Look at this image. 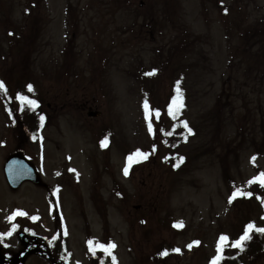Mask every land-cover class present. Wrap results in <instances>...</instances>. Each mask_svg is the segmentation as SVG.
Wrapping results in <instances>:
<instances>
[{
	"label": "rangeland",
	"instance_id": "374dc122",
	"mask_svg": "<svg viewBox=\"0 0 264 264\" xmlns=\"http://www.w3.org/2000/svg\"><path fill=\"white\" fill-rule=\"evenodd\" d=\"M263 18L264 0H0V79L46 115L29 143L26 113L9 121L0 99V231L19 210L49 237L47 192L58 189L70 264H92L87 235L114 244L118 264H210L221 235L229 237L222 251L240 256L243 248L231 244L244 226L264 228V187L248 183L264 172V64L248 68L233 54ZM177 86L183 108L174 124L186 121L191 132L180 130L183 159L172 172L143 105L163 117ZM89 109L100 116L88 119ZM106 133L104 151L98 140ZM137 150L147 158L125 175ZM17 151L45 188L9 190L2 167ZM260 233L262 248L243 252L241 263L264 264ZM8 238L13 252L18 237ZM159 250L167 255L152 259Z\"/></svg>",
	"mask_w": 264,
	"mask_h": 264
},
{
	"label": "snow or ice",
	"instance_id": "6c2138e0",
	"mask_svg": "<svg viewBox=\"0 0 264 264\" xmlns=\"http://www.w3.org/2000/svg\"><path fill=\"white\" fill-rule=\"evenodd\" d=\"M155 74V70H153V72L151 73H146V75H153ZM28 91L32 92L33 91V87L32 85H28ZM0 91H2L5 95H7V88L4 84L3 81H0ZM176 92L177 95L172 99L171 104L168 107V115L171 116L174 120L177 118V115L179 114V112L181 111V109L183 108V98L182 95L180 94V88L179 86H177L176 88ZM16 99L19 101L20 104V110L23 111L25 107H28L29 109L34 110L36 107H38V102L34 99L29 98L26 95L23 94H18L16 96ZM144 110H145V119L148 120V129L149 132H153V125H152V115L153 113L155 114V116L158 118L160 116V111L158 109H151L147 100H145L144 102ZM40 121H41V126L43 125V121H44V117L40 116ZM183 127L185 129L188 130V132H191V129L188 128L187 122H183ZM166 135H172V132H167ZM106 139L105 141H102L101 144L102 146H105L106 143ZM147 153H143L139 150H137L135 153H133L132 155H130L127 158V166L124 169V174L128 175V169L129 167H131V165L133 163H138L140 162L141 159H146L147 158ZM181 160L183 159L182 157L180 158ZM255 161V157H253V162ZM178 166V165H177ZM249 184L252 183H259L261 185V187H264V172L260 173L258 176L254 177L253 180L248 182ZM58 191V189H57ZM239 191V190H238ZM242 195H247V196H251L252 193H240ZM237 195L236 192H234L232 194V197H230V202L231 199L235 198V196ZM261 203H264V199L261 200ZM27 213L23 212V211H16L14 212L11 216H9L7 219L11 222L12 220L15 219L16 216H26ZM32 219H36V217H32ZM179 226V225H177ZM17 225L13 224V228L12 230L14 231L16 229ZM255 229L258 232L264 233V228H256L254 224H248L246 226V230L244 232V234L236 241H233L231 246L232 247H240L241 249L243 248V241L250 239V235H249V231ZM12 233L11 231L6 233V234H0V239L3 238L4 235H8L10 236ZM66 234V233H65ZM55 239V237H54ZM229 240V237L226 235H221L220 240H219V244H218V253L222 252L223 247H225L227 245V242ZM199 243V242H196ZM88 245H89V250L95 255V253L97 251L103 252L106 255H111L112 254V249L115 248V245L112 243H101L99 241H93V240H89L88 241ZM176 251H179L178 249H176ZM162 255H167V252L165 251L164 253H162ZM113 259V264H115V257H112ZM222 259L221 255H217L211 262V264H219V261ZM103 264V262H102Z\"/></svg>",
	"mask_w": 264,
	"mask_h": 264
},
{
	"label": "trees",
	"instance_id": "16d2710c",
	"mask_svg": "<svg viewBox=\"0 0 264 264\" xmlns=\"http://www.w3.org/2000/svg\"><path fill=\"white\" fill-rule=\"evenodd\" d=\"M252 30L253 31H251V33L247 31L249 32V34L246 35L247 40H251V43L248 44L245 42V47L240 46L238 50L241 51V54L238 56L233 54V60L238 58L240 59L239 63H241L242 65L248 68L255 69L259 68L260 65L264 64V21L261 22L259 26L254 27V29ZM243 40L244 39L242 38V42ZM0 98L2 99L1 96ZM6 100L9 101L10 98L7 97ZM24 113H26L27 122L30 121V125L28 124L29 128L34 131L37 127L36 117L40 114V110L38 108L32 110L27 107ZM160 126L161 128L159 127L158 133L155 134L156 138L159 136L160 138H158L163 141V145L165 144V146L167 147V153L173 154L175 158L178 159L176 148L180 145L179 143L182 142L183 135L181 134L180 130L181 128H183V126L176 124L174 125V127L171 126L168 129H165L163 124H161ZM162 132L163 134H160ZM167 132H172V135H166ZM260 132L264 139V125L261 127ZM261 205L264 209V204L262 203ZM250 237V239L244 242V249L249 250V252H251L256 248H262V246H260L259 237L254 231H251Z\"/></svg>",
	"mask_w": 264,
	"mask_h": 264
},
{
	"label": "flooded vegetation",
	"instance_id": "af4514ba",
	"mask_svg": "<svg viewBox=\"0 0 264 264\" xmlns=\"http://www.w3.org/2000/svg\"><path fill=\"white\" fill-rule=\"evenodd\" d=\"M24 229L29 237V243L33 253L28 255L27 251L24 250L18 235L19 245L13 252L10 247H6V251H2V248L0 247V254L5 259V264H26L27 260L31 257H40L43 258L47 264H53L49 258L50 251H53V249H51L53 245L47 244L45 239L40 238L37 228L30 229L26 226Z\"/></svg>",
	"mask_w": 264,
	"mask_h": 264
},
{
	"label": "water",
	"instance_id": "95a60500",
	"mask_svg": "<svg viewBox=\"0 0 264 264\" xmlns=\"http://www.w3.org/2000/svg\"><path fill=\"white\" fill-rule=\"evenodd\" d=\"M89 117H97L98 113H90ZM7 183L12 190H16L23 182H31L36 186L42 183L35 169L22 157L20 153L10 156L4 166ZM0 264L2 261L0 260Z\"/></svg>",
	"mask_w": 264,
	"mask_h": 264
}]
</instances>
